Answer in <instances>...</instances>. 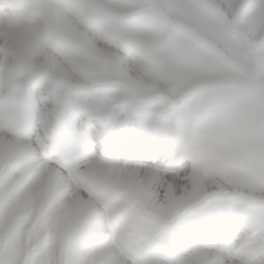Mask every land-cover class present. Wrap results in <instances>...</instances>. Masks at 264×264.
Masks as SVG:
<instances>
[{"label":"snow or ice","instance_id":"1","mask_svg":"<svg viewBox=\"0 0 264 264\" xmlns=\"http://www.w3.org/2000/svg\"><path fill=\"white\" fill-rule=\"evenodd\" d=\"M0 264H264V0H0Z\"/></svg>","mask_w":264,"mask_h":264}]
</instances>
